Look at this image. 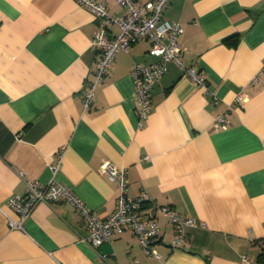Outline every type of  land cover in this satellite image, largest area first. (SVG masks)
I'll use <instances>...</instances> for the list:
<instances>
[{
    "label": "crops",
    "instance_id": "crops-1",
    "mask_svg": "<svg viewBox=\"0 0 264 264\" xmlns=\"http://www.w3.org/2000/svg\"><path fill=\"white\" fill-rule=\"evenodd\" d=\"M96 1L126 12L115 0ZM162 19L182 26L180 60L210 92L169 61L139 126L131 68L157 59L147 39L117 52L84 110L93 11L77 0H0V264H102L101 255L106 264H264V0H168ZM224 110L228 125L217 128ZM106 162L126 169L129 196L146 193L197 220L181 246H171L174 226L157 213L160 261L130 229L93 248L63 201L40 202L22 229L9 228L7 199L24 195L30 180L61 181L107 217L118 189L101 171Z\"/></svg>",
    "mask_w": 264,
    "mask_h": 264
},
{
    "label": "built area",
    "instance_id": "built-area-1",
    "mask_svg": "<svg viewBox=\"0 0 264 264\" xmlns=\"http://www.w3.org/2000/svg\"><path fill=\"white\" fill-rule=\"evenodd\" d=\"M125 8V14L117 16L110 14L106 6L96 0H77L81 5L91 9L94 13L96 29L90 40V47L96 51L94 59V78L85 82L82 106L88 110L93 106L95 88L107 73L112 60L119 50L128 51L135 42L147 39L150 46L147 53L157 59L150 63L136 62L131 68L134 85L135 112L139 126L148 116L151 107V89L167 69L169 61L176 62L185 69L189 77L207 93L205 78L193 67L184 68L179 54L181 46L178 41L183 28L178 22H167L162 14L168 0H148L139 3L136 0H115ZM116 25L118 32L112 33L110 26ZM241 101V96L236 97ZM228 110L215 115L214 125L225 128L228 125ZM63 151L59 148L55 153V161L51 164L54 172L61 165ZM101 171L116 183L118 193L114 210L105 218H100L93 209L67 184L52 179L47 183L28 181V189L24 195L14 194L7 199V205L12 209L14 217L6 214L7 224L11 229H22L24 220L33 212L40 202L51 204L63 201L70 203L78 214L79 220L87 232L81 240L91 247H96L108 241L112 236L130 229L138 239L144 253L158 261L162 254L156 248L159 239L160 227L157 213L165 214L175 229L171 246H181L186 238V228L196 226L198 222L193 217L183 216L167 205L154 204L146 193L138 196H129L126 193V169L117 168L106 162ZM247 260V256H242ZM102 264H106L105 255H101ZM130 264H141L138 260Z\"/></svg>",
    "mask_w": 264,
    "mask_h": 264
},
{
    "label": "trees",
    "instance_id": "trees-1",
    "mask_svg": "<svg viewBox=\"0 0 264 264\" xmlns=\"http://www.w3.org/2000/svg\"><path fill=\"white\" fill-rule=\"evenodd\" d=\"M260 245H261V252L258 255V260L260 262H264V242H262Z\"/></svg>",
    "mask_w": 264,
    "mask_h": 264
}]
</instances>
